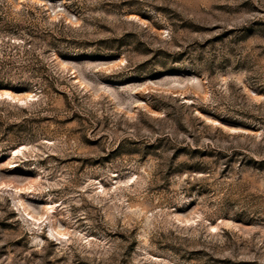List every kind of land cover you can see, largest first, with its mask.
Returning <instances> with one entry per match:
<instances>
[{"label":"rangeland","instance_id":"obj_1","mask_svg":"<svg viewBox=\"0 0 264 264\" xmlns=\"http://www.w3.org/2000/svg\"><path fill=\"white\" fill-rule=\"evenodd\" d=\"M0 264H264V0H0Z\"/></svg>","mask_w":264,"mask_h":264}]
</instances>
